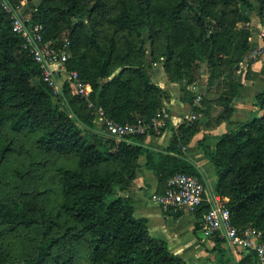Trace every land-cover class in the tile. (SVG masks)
I'll return each mask as SVG.
<instances>
[{
	"label": "trees",
	"instance_id": "1",
	"mask_svg": "<svg viewBox=\"0 0 264 264\" xmlns=\"http://www.w3.org/2000/svg\"><path fill=\"white\" fill-rule=\"evenodd\" d=\"M8 1L19 6L34 0ZM37 1L25 18L27 24H41L45 40L69 42L66 70L75 71L91 93L87 100L75 94L84 108L72 115L66 103L71 84L64 82L63 96L53 95L42 67L11 31L9 15L0 6V129L8 125L14 132L34 134L45 152L76 156L73 167L56 168L57 212L78 231L77 241L87 245L91 263L190 264L173 254L162 238L150 235L147 219L136 218L131 201L120 192L133 186L141 159L165 184L175 174L198 176L182 148L200 131L196 118L204 116L211 102L203 95L194 104L195 94L189 89L199 81L203 64L209 73L205 95H216L217 118L233 128L216 137L212 149L203 144L209 136L198 146L215 171L216 193L226 200L231 223L253 227L264 241V91L255 96L259 116L230 121L241 86V63L251 47L253 0ZM254 1L263 22L264 0ZM158 64L168 81L180 84L181 99L195 116L171 128L168 154L142 146L145 136L115 140L94 132L97 108L117 123L147 122L166 110L167 95L148 71ZM168 127L167 123L164 130ZM6 150L0 136V161ZM206 209L202 205L197 214L202 216ZM35 221L29 202H0V226L11 230ZM213 239V264H233L221 247L224 240L217 235ZM50 246L11 261L2 252L0 233V264H42ZM236 251L242 257L235 264H257L253 252L239 247Z\"/></svg>",
	"mask_w": 264,
	"mask_h": 264
},
{
	"label": "crops",
	"instance_id": "2",
	"mask_svg": "<svg viewBox=\"0 0 264 264\" xmlns=\"http://www.w3.org/2000/svg\"><path fill=\"white\" fill-rule=\"evenodd\" d=\"M253 2L255 10L252 15L255 16V20L250 18L249 43L251 47L249 51L262 45L259 32L263 22L259 18L258 5L254 0ZM248 53L242 60L241 73L238 78L241 86L233 102V114L230 118L232 122L251 120L261 114V111L255 105V96L264 91V48L262 55L255 60L248 59ZM147 63H149V60H147ZM148 71L151 81L159 85L167 95L164 105L169 113L170 120L168 121L169 127L160 135L145 136L142 146L156 153L168 154L166 149L172 138L171 128L175 129L178 125L187 122L192 111L190 105L181 99L180 84L168 81L161 64L150 67ZM202 87V84L196 83L191 85L189 89L194 88V91L198 92L202 91ZM213 117L201 123L200 131L186 147L182 148L185 159L193 165L198 175L196 177L204 183L207 197L217 194V179L212 165L204 154L205 150L198 146L197 142L204 136H209L203 144L209 145V148L212 149L217 141L215 138L233 128L228 121L220 120L215 115ZM140 164L133 186L120 192L121 196L128 197L131 201L134 216L147 219L150 235L162 238L168 249L187 263L213 264L215 243L213 236L208 235L202 228L200 224L201 215L197 214V211L189 209L163 212L152 201V196L160 193L164 189L165 183L159 181L154 172L144 166V159L140 160ZM221 247L224 249L226 257L230 258L233 264L237 263L242 257L235 249L229 247L225 241H223Z\"/></svg>",
	"mask_w": 264,
	"mask_h": 264
},
{
	"label": "rangeland",
	"instance_id": "3",
	"mask_svg": "<svg viewBox=\"0 0 264 264\" xmlns=\"http://www.w3.org/2000/svg\"><path fill=\"white\" fill-rule=\"evenodd\" d=\"M37 4L38 1L34 0L20 5L22 17L29 16ZM251 19L255 20V16L252 15ZM146 58L149 60V54ZM208 75L207 65L203 64L200 79L196 82L202 84L203 89L199 93L194 89L192 91L211 101L204 108V116L196 118L200 124L218 114L213 102L216 95H205ZM66 103L74 116L83 111L84 107L76 100L74 89L66 93ZM93 130L99 135L108 136L97 115L94 117ZM0 136L7 144V150L0 161V202L27 201L33 207L36 218L29 227L9 230L0 226L2 252L11 261H21L36 255L41 247L50 243L49 253L42 264H66V260L70 264H92L88 258L87 245L77 241L78 231L64 215L57 212L59 184L56 168L73 167L76 156L72 153L45 152L36 143L34 134L14 132L8 125L1 127Z\"/></svg>",
	"mask_w": 264,
	"mask_h": 264
},
{
	"label": "built area",
	"instance_id": "4",
	"mask_svg": "<svg viewBox=\"0 0 264 264\" xmlns=\"http://www.w3.org/2000/svg\"><path fill=\"white\" fill-rule=\"evenodd\" d=\"M22 1L20 5H23ZM20 5L13 6L8 0H0V6L9 15L11 31L22 40V46L28 50L34 61L43 69V80L51 88L54 96H63V84H71L75 94L87 100L91 87L80 80L75 71H67L65 63L70 57L69 42L64 40L56 44L54 40H45L41 24H27L22 17ZM262 45L249 51L247 58L255 60L263 53L264 48V17L259 32ZM194 88H190L193 91ZM64 98V97H63ZM201 99L195 94L194 104ZM104 132L115 140H126L131 136H158L170 120L167 110H160L149 121L138 119L133 123H117L106 119L103 112L97 108ZM195 119L190 114L188 121ZM163 212H177L182 209L198 211L202 205H207L202 213L200 224L210 236H218L225 243L236 250L242 248L253 252L257 264H264V241L261 232L251 226L238 228L231 223L230 213L225 207L226 200L218 194L207 197L204 183L196 176L188 174H175L165 184V189L152 196Z\"/></svg>",
	"mask_w": 264,
	"mask_h": 264
}]
</instances>
